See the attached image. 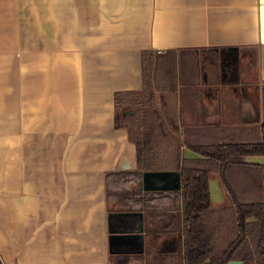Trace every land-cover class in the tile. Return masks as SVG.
Returning a JSON list of instances; mask_svg holds the SVG:
<instances>
[{"label": "crops", "instance_id": "crops-1", "mask_svg": "<svg viewBox=\"0 0 264 264\" xmlns=\"http://www.w3.org/2000/svg\"><path fill=\"white\" fill-rule=\"evenodd\" d=\"M143 50L174 54L173 91H154L167 129L175 94L179 131L258 133L264 0H0L1 264H172L144 254L143 225L109 230L106 174L136 159L113 94L141 90Z\"/></svg>", "mask_w": 264, "mask_h": 264}, {"label": "trees", "instance_id": "trees-1", "mask_svg": "<svg viewBox=\"0 0 264 264\" xmlns=\"http://www.w3.org/2000/svg\"><path fill=\"white\" fill-rule=\"evenodd\" d=\"M174 62L173 52L160 55L143 50L141 90L113 94L114 127L125 130L136 147V159L134 170L106 174L109 212L120 214L111 218V228L132 233L141 222L147 237L144 254L158 262L264 264V165L245 162L249 156L264 157V122L256 135L245 138L246 128L240 126L223 129L226 136L208 141L192 130L173 126L175 94H167L173 102L167 129L154 91H173ZM159 98L163 105L164 94ZM183 148L197 156L184 157ZM147 172H177L180 188L146 191L142 175ZM212 175L228 197L219 208L211 206ZM117 178L123 186L110 188V181Z\"/></svg>", "mask_w": 264, "mask_h": 264}, {"label": "water", "instance_id": "water-1", "mask_svg": "<svg viewBox=\"0 0 264 264\" xmlns=\"http://www.w3.org/2000/svg\"><path fill=\"white\" fill-rule=\"evenodd\" d=\"M161 182V186L157 184ZM142 184L143 189L146 191L149 190H161V189H179L180 188V179L177 172H147L142 175ZM119 218L120 214L110 213L109 219ZM142 223L140 222L139 227L141 229ZM110 231H116L111 228V223L109 224ZM226 264H242L240 261H231Z\"/></svg>", "mask_w": 264, "mask_h": 264}, {"label": "rangeland", "instance_id": "rangeland-1", "mask_svg": "<svg viewBox=\"0 0 264 264\" xmlns=\"http://www.w3.org/2000/svg\"><path fill=\"white\" fill-rule=\"evenodd\" d=\"M122 180L124 179L125 180V177H120ZM129 177L126 179L128 180ZM125 182V181H123ZM210 182H211V188H210V193H211V206L213 208H219L223 205H226L228 203V197L227 195L224 193L223 189L221 188L220 184H219V181H218V177L216 175H212L210 177ZM110 188H114V187H121L123 186V183H121V180L119 178H117L115 181L111 182L110 181ZM131 187V186H130ZM220 194L222 195V201L220 200ZM217 199L218 201L216 202ZM220 202V203H219ZM140 223H138L139 225ZM139 230V229H138ZM137 230V231H138ZM117 232V231H116ZM140 231H138V233H140ZM123 235L125 238H127L128 236H131L132 234L131 233H120L119 235H117L118 237ZM142 236V235H141ZM113 237H115V239L117 238L116 236L113 235ZM144 241V240H143ZM145 242V241H144ZM111 251H113V248L111 247ZM143 251V250H142ZM141 251V252H142ZM143 254V252H142ZM115 258L112 257V255H110V264H114L115 262ZM135 262V263H134ZM132 260L131 258V263L129 264H138L136 261ZM141 264V263H140ZM143 264V263H142Z\"/></svg>", "mask_w": 264, "mask_h": 264}, {"label": "flooded vegetation", "instance_id": "flooded-vegetation-1", "mask_svg": "<svg viewBox=\"0 0 264 264\" xmlns=\"http://www.w3.org/2000/svg\"><path fill=\"white\" fill-rule=\"evenodd\" d=\"M157 184L160 185V186L162 185L161 182H157Z\"/></svg>", "mask_w": 264, "mask_h": 264}]
</instances>
